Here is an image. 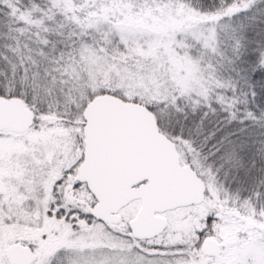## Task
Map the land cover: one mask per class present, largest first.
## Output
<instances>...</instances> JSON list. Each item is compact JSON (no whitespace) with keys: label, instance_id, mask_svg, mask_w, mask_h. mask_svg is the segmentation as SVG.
Wrapping results in <instances>:
<instances>
[{"label":"snow or ice","instance_id":"1","mask_svg":"<svg viewBox=\"0 0 264 264\" xmlns=\"http://www.w3.org/2000/svg\"><path fill=\"white\" fill-rule=\"evenodd\" d=\"M0 264H264V0H0Z\"/></svg>","mask_w":264,"mask_h":264}]
</instances>
